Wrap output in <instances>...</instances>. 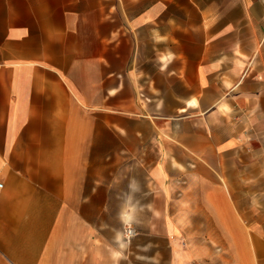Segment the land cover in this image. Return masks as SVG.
<instances>
[{"label": "crops", "instance_id": "0c3cea01", "mask_svg": "<svg viewBox=\"0 0 264 264\" xmlns=\"http://www.w3.org/2000/svg\"><path fill=\"white\" fill-rule=\"evenodd\" d=\"M0 264H264V0H0Z\"/></svg>", "mask_w": 264, "mask_h": 264}, {"label": "built area", "instance_id": "2783aa9c", "mask_svg": "<svg viewBox=\"0 0 264 264\" xmlns=\"http://www.w3.org/2000/svg\"><path fill=\"white\" fill-rule=\"evenodd\" d=\"M5 184L0 180V194L3 191Z\"/></svg>", "mask_w": 264, "mask_h": 264}]
</instances>
